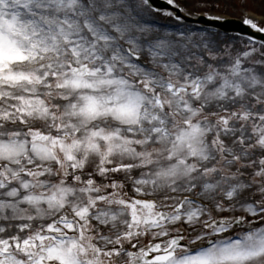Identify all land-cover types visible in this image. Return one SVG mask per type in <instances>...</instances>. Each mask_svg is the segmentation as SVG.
Listing matches in <instances>:
<instances>
[{
  "label": "snow or ice",
  "instance_id": "6c2138e0",
  "mask_svg": "<svg viewBox=\"0 0 264 264\" xmlns=\"http://www.w3.org/2000/svg\"><path fill=\"white\" fill-rule=\"evenodd\" d=\"M168 3L0 0V264H264V24Z\"/></svg>",
  "mask_w": 264,
  "mask_h": 264
},
{
  "label": "water",
  "instance_id": "95a60500",
  "mask_svg": "<svg viewBox=\"0 0 264 264\" xmlns=\"http://www.w3.org/2000/svg\"><path fill=\"white\" fill-rule=\"evenodd\" d=\"M153 7L157 10H174L173 5H169V3L165 0H153ZM182 14V13H177ZM187 23H195V24H201L205 27H211L218 30H221L225 33H233L238 34L245 37H253L257 40L264 39V33L256 32L255 30L251 29L250 26L244 24L241 21L236 20H214L209 19L206 16H200L198 18H191L188 17Z\"/></svg>",
  "mask_w": 264,
  "mask_h": 264
},
{
  "label": "rangeland",
  "instance_id": "374dc122",
  "mask_svg": "<svg viewBox=\"0 0 264 264\" xmlns=\"http://www.w3.org/2000/svg\"><path fill=\"white\" fill-rule=\"evenodd\" d=\"M179 2L181 4H183V0H179ZM211 11L215 13V16L213 18H215V17H219L220 19L236 18V19H241V20H244L246 18V14H245V11L243 10V6L236 7V8L230 9V10H221L220 8H216V9H211ZM202 12H203V10H201V12H198L191 17L199 16V15H201ZM162 13H164V11H158L157 16H155L151 19H154L158 23H161V24L167 23V20L161 15ZM247 16L253 17L256 19L257 22L264 24V0H248ZM187 24H189V23H187ZM189 25L202 27V26L196 25V24H189ZM173 27H174V25H173ZM212 30L220 32L222 35L239 36L236 34H226V33H223L221 31H218L215 29H212ZM240 37H242V36H240ZM243 38H245V37H243Z\"/></svg>",
  "mask_w": 264,
  "mask_h": 264
}]
</instances>
